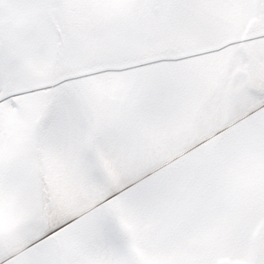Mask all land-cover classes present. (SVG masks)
Returning a JSON list of instances; mask_svg holds the SVG:
<instances>
[{
  "label": "snow or ice",
  "instance_id": "6c2138e0",
  "mask_svg": "<svg viewBox=\"0 0 264 264\" xmlns=\"http://www.w3.org/2000/svg\"><path fill=\"white\" fill-rule=\"evenodd\" d=\"M0 264H264V0H0Z\"/></svg>",
  "mask_w": 264,
  "mask_h": 264
}]
</instances>
